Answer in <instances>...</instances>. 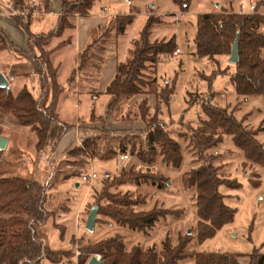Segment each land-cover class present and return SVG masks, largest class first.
<instances>
[{"label":"rangeland","instance_id":"1","mask_svg":"<svg viewBox=\"0 0 264 264\" xmlns=\"http://www.w3.org/2000/svg\"><path fill=\"white\" fill-rule=\"evenodd\" d=\"M61 1L24 0L23 3L17 4L13 0H4V6L0 0V24L7 35L13 41H18L17 44L22 47L0 51V71L7 74L14 95L26 87L24 84H33V80L41 81L42 87V75L36 72L38 67L34 61V56L39 52L27 45L25 33L13 17L27 15L30 12L33 15L37 8L45 12L47 8L51 11L48 25L40 30L35 25L32 26V30L48 31L54 26L55 14L60 9ZM129 1L133 2L132 10L124 14H133L136 18L124 34L125 36L127 31L132 32V39L129 50L122 59L131 56L132 40L140 37L139 32L150 15L160 18V22L153 28L151 39H169L175 35L178 53L175 54L174 51L170 55H161L155 64H148L145 75L148 80H154L152 86L146 85L144 92L122 98L109 114H106V107L110 100L108 101L106 96L93 99L82 93L80 104L85 119L76 123L74 96L68 109L71 115H66L62 123L70 127L78 125L83 135L79 142L64 151L59 148L55 149L54 154V150L52 151L60 123L52 124L45 148L38 151L37 136L31 127L20 126L11 115L0 113L2 136L10 141L7 148L2 151L0 176H19L40 181L47 186L45 208L53 216L44 224L35 227L52 248L69 250L73 256L62 263L44 260L42 264L64 262L77 264L80 256L77 253L81 252L83 247L115 235L122 236L128 249L139 245L144 250L153 247L158 252L163 249L166 238H169L173 245H177L181 236L183 238L191 236L188 251L236 253L241 264H248V254L256 248L264 253V163L254 160L255 155L248 157L232 140V136L227 135L218 146L207 151V158L204 161L197 162V155L195 157L193 154L189 138H184L183 135L191 133L192 128L202 125L207 119L201 107V100L213 96L212 105L226 107L238 120H244L243 123L248 129L259 131L257 139L264 145V96L237 94L235 84L231 80V75L236 69L235 64L229 61L231 53L221 54L213 59L199 57L195 54L194 40L199 15L258 13L264 17V0H188L187 7H183L184 2L180 4L175 0ZM34 2L38 5L31 8ZM102 3L97 0L94 6L100 7ZM138 10L139 14L136 16ZM13 12L16 14L13 15ZM105 30L106 28L95 34V38L101 35L105 37L92 51L90 62L94 59L102 60L105 43L111 36H117L114 32L106 35ZM259 31L264 33V22L260 25ZM122 37L123 35L117 36L120 39ZM119 46L121 48L123 44L119 42ZM49 48H52V43ZM86 67L88 68V65ZM95 67L96 71H91L97 73L99 68L97 65ZM85 71L88 69L77 72L82 74ZM211 79L213 82L209 84ZM167 84L174 88L169 106L156 92ZM33 91L37 95L36 89ZM70 91L75 92L74 89ZM145 99L144 107L141 105ZM188 101L196 104L190 107ZM41 107H47L43 99ZM143 108L147 110V116L155 115L163 120L170 136L182 146L183 161L180 167L167 164L162 161L161 156L150 164L143 162L138 156L137 151L146 150L148 143L147 133L142 132L147 123L142 119ZM93 109L94 111L96 109V114L104 113L103 118L105 115L106 119L95 114L96 117L90 120ZM70 122L73 124L69 125ZM133 147L134 153L131 152ZM111 151H115L116 155L109 158ZM124 154L128 155V158L123 160L120 156ZM206 163H212L219 168L222 179V184L218 188L219 195L236 212L233 221L217 229L214 236L200 241L195 190L185 188L183 176L191 168ZM93 172L97 174L96 178L90 182L82 180L83 175ZM131 173L152 178L159 175L161 179L158 177L155 182L154 179L130 181ZM121 175L125 178L123 179ZM109 185H112L107 189L109 195L129 194L138 200L140 203L135 206L137 211L160 208L169 209L173 214L161 218L154 228L147 232L131 230L117 224L111 218L97 215L93 230H88L86 223L92 207L97 204V198L102 196ZM101 204L107 205V198H104ZM177 264H195V259L185 258Z\"/></svg>","mask_w":264,"mask_h":264},{"label":"trees","instance_id":"2","mask_svg":"<svg viewBox=\"0 0 264 264\" xmlns=\"http://www.w3.org/2000/svg\"><path fill=\"white\" fill-rule=\"evenodd\" d=\"M14 1L21 4L24 0ZM96 1L62 0L55 27L49 31L34 32L32 30L31 12L13 17L25 33L27 45L39 52L37 56H34L38 67L36 72L42 75V90L52 91V99L46 108H42L41 99L35 97L27 87L21 89L16 95L11 88L9 90L0 88V113L11 115L20 126L31 127L37 136L38 151L45 148L53 123L61 124L60 135L71 128L66 123H62L57 112V101L65 85L59 81L58 68L51 59L53 52L69 43L70 39L52 48H49V45L55 38L63 36L66 30L74 27L73 19L76 15L89 14ZM175 1L180 4L184 2L183 7L189 5L188 0ZM35 6L33 4L31 8ZM135 18L133 14L116 15L110 20L104 32L106 35L114 32L117 36H122L133 24ZM159 22L158 16H148L139 32L140 37L132 40L131 56L119 61L117 73L105 91V94L111 98L106 114L114 110L122 98L144 92L146 85L152 86L151 83L154 80H148L145 75L148 64H155L161 55H170L178 48L175 35L169 39H151L153 28ZM263 22L264 17L258 13H204L198 16L194 40L195 54L199 57L213 59L218 55L231 53L232 45L239 35V62L235 64V72L231 75L239 95L264 96V33L259 31ZM104 37L105 35L93 37L83 49L77 71L86 68L91 60L92 51ZM16 47L22 48L7 35L0 24V51ZM77 71L72 70L67 83L74 81ZM212 82V79L209 80V84ZM169 86L167 84L161 90H156L157 95L168 106L174 93V88ZM212 100L213 96L201 100V107L207 119L202 122V125L192 128L191 133L187 132L183 135L184 138H189L193 154L195 157L197 155L196 161H204L207 158V151L218 146L227 135L232 136V140L245 151L248 157L255 155L254 160L264 163V145L257 139L259 131L248 129L243 123L244 120H238L233 112H228L226 107L212 105ZM145 103L146 99L141 106ZM188 104L192 107L196 102L188 101ZM141 111L142 119L147 122L142 132L147 133L148 143L146 150L137 151L140 159L150 164L156 162L158 156H161L162 161L167 164L180 167L183 161L182 146L165 129L166 123L155 115L147 116L145 108ZM97 117L103 118V115ZM103 119H106L105 115ZM2 134L0 128V135ZM123 150L126 151V149ZM2 151L0 149V158ZM131 152H135L134 147ZM114 155L116 152L111 151L108 157L111 158ZM129 176L130 181L137 182L141 179L145 181L154 179V182L158 177L161 179L159 175L152 178L148 175L131 173ZM221 184L219 168L212 163L195 166L183 176L185 188L195 190L200 241L214 236L217 229L234 220L235 209L226 204L219 195L218 188ZM111 186L109 185L102 196L97 198V204L94 206H97V215L111 218L119 225L134 231L147 232L154 228L161 218L173 214V211L169 209L160 208L137 211L135 206L140 203L138 200L129 194L109 195L107 189ZM46 187L37 180L10 175L0 176V214L5 215V217L0 216V264H42L44 260L62 263L65 259L72 258L71 251L52 248L35 227V225L44 224L53 216L45 208ZM104 198H107V205L101 204ZM190 241L191 236L188 238L181 236L179 243L173 245L171 240L166 238L163 249L158 252L153 247L144 250L139 245L128 249L122 236L115 235L83 247L78 264H87L95 254H100L105 264H177L185 258H194L195 264H241L239 255L236 253L188 251L187 246ZM248 264H264V253L256 248L248 254Z\"/></svg>","mask_w":264,"mask_h":264},{"label":"crops","instance_id":"3","mask_svg":"<svg viewBox=\"0 0 264 264\" xmlns=\"http://www.w3.org/2000/svg\"><path fill=\"white\" fill-rule=\"evenodd\" d=\"M3 1L4 0H1L2 5H4ZM100 1L103 2L102 6L100 7L93 6L90 13L85 16L76 15L73 19L74 27L66 30L63 36L59 38H55L52 41V47H55L60 42L66 39H70L69 43L55 50L51 57L53 64L58 68L59 81L65 85V88L62 92V96H60L57 101V110L61 120L66 115L70 114L68 112V109L71 106L70 104L72 103L74 96L76 97V106H75L76 123L85 119V117H83L84 112L81 110V104H80V96L82 93L89 95L93 99L103 96H106L108 101L111 99L109 95L105 94V91L107 89V86L110 84V82L113 80V78L117 73L119 61L122 60L123 55H125L126 51L129 50V44L132 39V32L127 31L126 33L127 35L125 36L123 35L121 39L117 38V36H111V39L107 41L104 46L105 48L103 52L104 58L100 61L94 59V61L89 62L88 68L86 67L88 71H85L82 74H79L77 72L78 74L76 73L77 75H75L76 77L74 81L70 84L67 83V80L72 70L76 69L77 71L79 58L83 49L87 46L88 43L91 42L93 37L95 38V34H98L100 30L105 29L109 23V20L113 16L118 14L128 13V11L131 9L133 5L132 1L131 3H129L127 0H100ZM40 10H41L40 8L39 9L37 8L36 12L33 13L32 15L33 19L35 18L33 20L32 26L36 25V28L38 30L43 29L44 27H46V25H48V16L51 13V11H48L47 8H45L44 10L45 12ZM59 11L60 9L55 14L56 20L54 26L51 29L55 27ZM138 14H139V10L137 11L136 16ZM20 42L21 44H23V40H21ZM119 42L123 44L121 48H119L120 47ZM100 63L101 65H99ZM95 65H97L99 68L97 73L91 71V70L96 71L97 68L95 67ZM83 74L85 75L83 76ZM32 83L33 84L31 85L24 84V86H26L29 90H31V92L35 95V97L39 99H43L46 103V106H48L52 99V91L50 89L43 91L41 87V81L33 80ZM33 89L34 90L36 89L37 95L34 93ZM66 89L68 90L67 92ZM71 89H74L75 92L70 91ZM78 109L80 110L78 111ZM96 112H97L96 109L95 111L93 109L90 120L94 118ZM90 113H91V109H90ZM103 114L104 113H100L96 115L101 116ZM70 119H72V116H70ZM71 124L73 123L70 122L69 125ZM59 128L57 132V138L56 140L53 141V145H54V148H52V151L54 150L53 154L55 153V149L59 148L60 150L64 151L72 144L79 142L80 137L83 135V133L80 132L79 130L80 128L78 127V125H76L75 127H71L68 131L64 132L62 135L59 134ZM0 216L5 217V215L2 214H0Z\"/></svg>","mask_w":264,"mask_h":264},{"label":"water","instance_id":"4","mask_svg":"<svg viewBox=\"0 0 264 264\" xmlns=\"http://www.w3.org/2000/svg\"><path fill=\"white\" fill-rule=\"evenodd\" d=\"M239 35L237 36L235 42L232 45L231 54L229 57V61L233 64H237L239 62ZM0 88L10 89V82L7 76L0 72ZM9 139L0 135V149L4 150L7 148ZM79 185V184H78ZM97 221V206H93L91 213L88 217L86 227L88 230H93L95 223ZM87 264H105L102 260H99L95 255L89 260Z\"/></svg>","mask_w":264,"mask_h":264},{"label":"built area","instance_id":"5","mask_svg":"<svg viewBox=\"0 0 264 264\" xmlns=\"http://www.w3.org/2000/svg\"><path fill=\"white\" fill-rule=\"evenodd\" d=\"M129 3H130V1L129 0H127ZM9 7V6H8ZM13 15H15L16 14V12H13L12 13ZM178 53V50L175 52V54H177ZM120 158L121 159H127L128 158V155H126V154H124V155H121L120 156ZM97 177V174L96 173H90V174H88V175H83L82 176V180H84L85 182H90L91 180H93L94 178H96ZM78 255L80 254V252L79 253H77ZM96 257L99 259V260H101V255L100 254H96ZM77 264H78V262H76ZM64 264H68L67 262H64Z\"/></svg>","mask_w":264,"mask_h":264}]
</instances>
